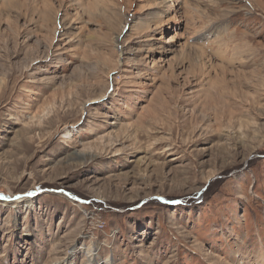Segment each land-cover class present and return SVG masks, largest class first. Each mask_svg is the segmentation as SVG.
I'll list each match as a JSON object with an SVG mask.
<instances>
[{
    "label": "rangeland",
    "instance_id": "rangeland-1",
    "mask_svg": "<svg viewBox=\"0 0 264 264\" xmlns=\"http://www.w3.org/2000/svg\"><path fill=\"white\" fill-rule=\"evenodd\" d=\"M168 1L0 0V264H264V0Z\"/></svg>",
    "mask_w": 264,
    "mask_h": 264
},
{
    "label": "bare ground",
    "instance_id": "bare-ground-1",
    "mask_svg": "<svg viewBox=\"0 0 264 264\" xmlns=\"http://www.w3.org/2000/svg\"><path fill=\"white\" fill-rule=\"evenodd\" d=\"M171 1H173V0H169L168 3H170ZM175 2H176V1H175ZM166 3H167V2H166ZM169 5H170V4H169ZM166 7H168V6H166ZM169 9L173 11V5H170V6L168 7V10H169ZM168 10H167V14L169 13ZM69 134H70V133H69ZM91 158H92V157H91ZM86 255H87V254H86ZM92 261H93V257H92V260H91V259L89 260V263L92 262Z\"/></svg>",
    "mask_w": 264,
    "mask_h": 264
}]
</instances>
